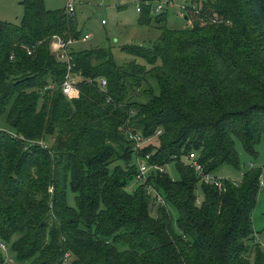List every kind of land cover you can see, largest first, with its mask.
Instances as JSON below:
<instances>
[{
    "label": "trees",
    "instance_id": "obj_1",
    "mask_svg": "<svg viewBox=\"0 0 264 264\" xmlns=\"http://www.w3.org/2000/svg\"><path fill=\"white\" fill-rule=\"evenodd\" d=\"M22 3L20 24L0 21V115L13 129H0V241L14 258L7 264H264L253 244L264 165L218 188L184 159L195 152L215 174L240 169L237 141L259 156L264 28L252 0H193L185 28L168 27L166 11L141 13L160 37L122 50L146 64H117L108 48L73 51L81 78L73 99L61 89L66 64L50 43L80 38L77 19L44 0ZM129 132L144 136L139 150ZM146 154L160 166L175 162L179 179L153 170L130 189Z\"/></svg>",
    "mask_w": 264,
    "mask_h": 264
},
{
    "label": "rangeland",
    "instance_id": "obj_2",
    "mask_svg": "<svg viewBox=\"0 0 264 264\" xmlns=\"http://www.w3.org/2000/svg\"><path fill=\"white\" fill-rule=\"evenodd\" d=\"M23 0H0V21L20 24L25 8ZM201 2L207 0H200ZM76 12L73 16L79 22L80 29L85 32H90L92 37L89 40L83 41L79 38L76 41L77 50L92 49V48H108L112 51L117 64L123 65L132 61L140 64H146L145 60L136 57L122 50L125 45H153L161 35L159 25L152 22L150 25L141 24L139 21L140 13L136 11L135 0H75ZM68 0H44L46 9H65ZM105 20V23H103ZM167 26L170 28H185L191 25L184 16L177 15L174 9H169L167 14ZM0 129L13 130L7 121V115H0ZM47 143L52 144V139L48 138ZM237 149L241 156V167L236 169L230 165H223L215 175L228 177L235 180H241L243 173L254 166L264 165V142L258 145L259 156L254 158L244 150L240 141H237ZM116 164L124 166L123 162H115L111 165L113 168ZM165 170L173 179H179V172L175 162L167 164ZM139 184V180H134L129 186L130 189ZM261 189L258 196V205L253 212L255 240L253 244L259 243L264 249V173L260 181ZM52 192L53 189L50 188ZM152 196L154 194L150 191ZM200 195L201 192H199ZM69 203L74 205L75 198L71 191L68 194ZM175 219L176 212L170 207ZM155 210V208H154ZM251 255L254 254L253 247ZM14 259V258H13ZM69 264V263H66Z\"/></svg>",
    "mask_w": 264,
    "mask_h": 264
},
{
    "label": "built area",
    "instance_id": "obj_3",
    "mask_svg": "<svg viewBox=\"0 0 264 264\" xmlns=\"http://www.w3.org/2000/svg\"><path fill=\"white\" fill-rule=\"evenodd\" d=\"M135 8L138 13L148 12L150 16L158 15L163 12H168L169 9H174L175 13L185 19L188 18L189 12L193 9H197L193 0H135ZM75 0H68L67 10L73 14L75 12ZM199 11V10H197ZM187 17V18H186ZM217 20V19H216ZM105 23V20H103ZM92 37L91 33L84 34L81 38L83 41L89 40ZM79 39V38H78ZM75 38H64L61 35H54L51 39V52L57 56V58L66 64V74L61 84L63 93L69 98H77L80 95L79 83L81 78L74 73V55L71 46L78 41ZM101 88L105 89L107 80L104 77L99 79ZM130 137L135 140V149L139 150L143 143L146 141L144 136L140 132H129ZM150 154H146L138 161L139 172L137 178L141 182H146L149 178V174L153 170L165 171L164 166H160L157 163H151L149 160ZM185 162L195 168L197 174L201 180L209 185H214L218 188H222L224 177L217 176L204 169V166L199 162L195 152L186 154L184 156ZM261 181V180H260ZM237 183V182H236ZM149 191L154 194L157 201H162L161 195L150 185ZM0 249L5 253V262L12 263L14 259L9 256V246L0 241Z\"/></svg>",
    "mask_w": 264,
    "mask_h": 264
},
{
    "label": "water",
    "instance_id": "obj_4",
    "mask_svg": "<svg viewBox=\"0 0 264 264\" xmlns=\"http://www.w3.org/2000/svg\"><path fill=\"white\" fill-rule=\"evenodd\" d=\"M253 6L255 8V11L260 19V22L262 23V26L264 28V7L261 0H252ZM187 18V17H186Z\"/></svg>",
    "mask_w": 264,
    "mask_h": 264
},
{
    "label": "crops",
    "instance_id": "obj_5",
    "mask_svg": "<svg viewBox=\"0 0 264 264\" xmlns=\"http://www.w3.org/2000/svg\"><path fill=\"white\" fill-rule=\"evenodd\" d=\"M67 4H68V3H67ZM65 9L67 10V6H66ZM76 9H77V7H76ZM76 9H75V12H76ZM67 11H68V10H67ZM136 11H137V10H136ZM72 15H74V14H72ZM140 15H141V14H140ZM77 22H78V21H77ZM78 29L80 30L82 36H83L84 34H86V33H90V32H88V31L84 33V32L80 29L79 22H78ZM82 36H81V37H82ZM81 37H80V38H81ZM51 43H52V42H51ZM51 43H50V48H51ZM71 48H72L73 51H76V50H77V49H76V48H77L76 43H74V44L71 46Z\"/></svg>",
    "mask_w": 264,
    "mask_h": 264
}]
</instances>
